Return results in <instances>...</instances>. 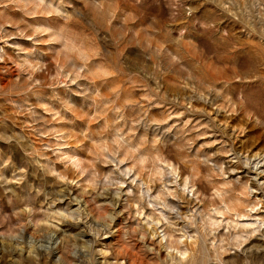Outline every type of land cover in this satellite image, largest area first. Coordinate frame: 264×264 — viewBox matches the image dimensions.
Listing matches in <instances>:
<instances>
[{"label": "clouds", "instance_id": "clouds-1", "mask_svg": "<svg viewBox=\"0 0 264 264\" xmlns=\"http://www.w3.org/2000/svg\"><path fill=\"white\" fill-rule=\"evenodd\" d=\"M0 264H264V0H0Z\"/></svg>", "mask_w": 264, "mask_h": 264}]
</instances>
